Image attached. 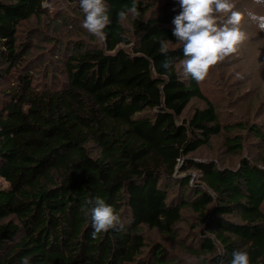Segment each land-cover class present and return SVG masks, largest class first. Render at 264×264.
I'll return each instance as SVG.
<instances>
[{
  "label": "trees",
  "instance_id": "16d2710c",
  "mask_svg": "<svg viewBox=\"0 0 264 264\" xmlns=\"http://www.w3.org/2000/svg\"><path fill=\"white\" fill-rule=\"evenodd\" d=\"M132 2L101 41L79 0H0V264H264V47L196 82L179 0ZM96 197L120 223L94 237Z\"/></svg>",
  "mask_w": 264,
  "mask_h": 264
},
{
  "label": "clouds",
  "instance_id": "9594fccd",
  "mask_svg": "<svg viewBox=\"0 0 264 264\" xmlns=\"http://www.w3.org/2000/svg\"><path fill=\"white\" fill-rule=\"evenodd\" d=\"M137 3L138 0H133L130 7L118 11L119 21H126L129 14L138 17ZM255 3L264 6V0H255ZM179 5L182 11L173 19V35L183 46V74L200 82L212 67L234 54L247 40V33L240 27L245 13L236 10L234 0H179ZM79 7L84 14L82 27L103 41L104 30L111 23L105 0H79ZM247 16L264 31V15L250 10ZM169 50V41L161 40L160 52L167 55ZM172 66L171 60L163 63L165 69L171 70ZM87 204L91 205L85 211L90 212L94 237L120 223V216L114 207L102 198L90 199ZM21 264H30V259L24 257ZM230 264H251L250 254L245 250H236L232 253Z\"/></svg>",
  "mask_w": 264,
  "mask_h": 264
},
{
  "label": "rangeland",
  "instance_id": "374dc122",
  "mask_svg": "<svg viewBox=\"0 0 264 264\" xmlns=\"http://www.w3.org/2000/svg\"><path fill=\"white\" fill-rule=\"evenodd\" d=\"M234 3L236 5V10L241 11L243 13H245L244 19L242 20V23L240 25V27L242 28V30H244L247 33V40L238 47V50L236 51V53H234L231 56V62H235L237 61V64H241L243 63V61H240L241 59L245 58V59H249V56L251 54H257L258 50L264 47V44H262L261 42H257V43H253L251 42L252 36L254 35H258V26L256 23H254L253 21H251L248 16H247V12L248 11H255L258 14L264 15V6L262 5H257L255 4H250L249 0H234ZM252 5V7H251ZM250 24L251 27H250ZM209 75V73H208ZM252 80L253 77L251 78ZM204 92L208 94V96L211 95V90L209 89V87L205 86L203 88ZM207 149H203L201 151V153L198 154V156H205V154H207ZM215 156V155H214ZM183 228H188V225L186 224H182L181 225ZM153 233L154 236H156V232L151 231ZM157 237H159V235H157Z\"/></svg>",
  "mask_w": 264,
  "mask_h": 264
}]
</instances>
